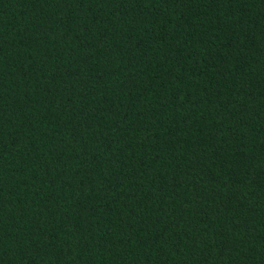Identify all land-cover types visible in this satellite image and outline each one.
Returning <instances> with one entry per match:
<instances>
[{
	"label": "trees",
	"instance_id": "obj_1",
	"mask_svg": "<svg viewBox=\"0 0 264 264\" xmlns=\"http://www.w3.org/2000/svg\"><path fill=\"white\" fill-rule=\"evenodd\" d=\"M0 264H264V0H0Z\"/></svg>",
	"mask_w": 264,
	"mask_h": 264
}]
</instances>
